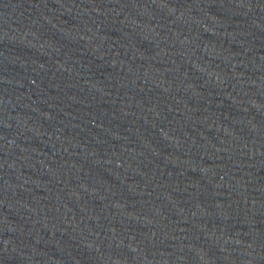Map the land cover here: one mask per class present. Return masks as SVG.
<instances>
[{
    "label": "water",
    "instance_id": "obj_1",
    "mask_svg": "<svg viewBox=\"0 0 264 264\" xmlns=\"http://www.w3.org/2000/svg\"><path fill=\"white\" fill-rule=\"evenodd\" d=\"M0 264H264V0H0Z\"/></svg>",
    "mask_w": 264,
    "mask_h": 264
}]
</instances>
